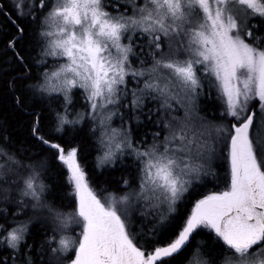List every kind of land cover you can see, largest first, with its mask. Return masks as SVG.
Listing matches in <instances>:
<instances>
[{"label": "snow or ice", "instance_id": "6c2138e0", "mask_svg": "<svg viewBox=\"0 0 264 264\" xmlns=\"http://www.w3.org/2000/svg\"><path fill=\"white\" fill-rule=\"evenodd\" d=\"M0 264H264V0H0Z\"/></svg>", "mask_w": 264, "mask_h": 264}, {"label": "trees", "instance_id": "16d2710c", "mask_svg": "<svg viewBox=\"0 0 264 264\" xmlns=\"http://www.w3.org/2000/svg\"><path fill=\"white\" fill-rule=\"evenodd\" d=\"M141 85H142V80H141ZM133 86H135V84L130 85V87H133ZM206 99H207L206 97L205 98H202V104H203V106L206 109L207 108H211L213 111H217L218 112V109L215 107V105H217L219 103V101H217L215 99V93H213V102L212 103H205V100ZM145 104H146L147 107H157L155 101H150L148 99L145 100ZM81 106H82V102L80 104H77V107H81ZM175 107H176L177 110L173 113V115H175V116H183V109L180 108L179 104H176ZM116 122L119 123V119L118 118L116 119ZM82 127L85 128V131L87 130V124L83 125ZM153 130H159V129L154 128ZM145 131H147V129L143 126V124H141V126L139 128H137V132H145ZM98 134L99 133H97V135ZM83 139H84V142H85V144L87 146V155H86L85 159H86V162L88 163L89 167H91V165H92V163L94 161V158L96 156V151H95L96 143H95V139L92 136H90V135H85L83 137ZM149 139H150V137H149ZM215 168H216V171L220 175H223L224 174V171H225V168H226V164H221L220 162H216ZM110 174L111 175H115V176H119L120 175V172L117 170V171L111 172ZM49 183H53V188L54 189H56V188L59 187V185L55 184L51 180L49 181ZM208 187L209 188H213V185L212 184H209ZM221 187H223V184L221 185ZM67 191H68L67 188H63V189H61L60 191H58L56 193L57 203H62L63 202L61 200V197ZM69 234H74V232H70Z\"/></svg>", "mask_w": 264, "mask_h": 264}, {"label": "rangeland", "instance_id": "374dc122", "mask_svg": "<svg viewBox=\"0 0 264 264\" xmlns=\"http://www.w3.org/2000/svg\"><path fill=\"white\" fill-rule=\"evenodd\" d=\"M133 87H135V86H133ZM117 118L119 119L118 116H114V117H113V121H112V126H113V127H118V126H119V123L116 122V119H117Z\"/></svg>", "mask_w": 264, "mask_h": 264}]
</instances>
